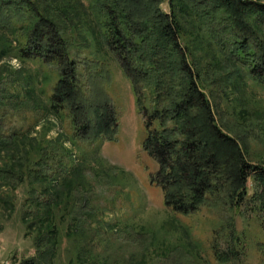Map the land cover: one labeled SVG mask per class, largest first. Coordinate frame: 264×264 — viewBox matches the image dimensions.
<instances>
[{"label":"trees","instance_id":"1","mask_svg":"<svg viewBox=\"0 0 264 264\" xmlns=\"http://www.w3.org/2000/svg\"><path fill=\"white\" fill-rule=\"evenodd\" d=\"M86 1L105 48L129 82L146 131L142 147L157 166L149 181L160 189L164 207L188 217L202 208L241 210L247 203L264 231V165L246 160L238 141L218 124L204 89L206 84L223 89L221 81L231 82L234 74L216 75L221 67L203 58L209 45L220 61L242 62L249 77L264 86V1ZM53 14L37 0H0V59L16 48L13 55L20 60L54 66L48 110L67 112L82 139L113 142L116 113L108 102L88 97ZM14 89L0 67V106L17 99ZM3 129L0 118V206L15 210L20 186L27 185L31 194L23 218L34 233L37 255L21 264H52L58 221L73 212L71 220H79L70 196L83 184L82 170L75 165L73 178L63 176L68 172L55 166L50 140L5 135ZM248 180L254 186L251 196ZM84 225L80 221L76 228ZM259 249L264 260V244ZM232 255L214 251L218 264H234Z\"/></svg>","mask_w":264,"mask_h":264},{"label":"rangeland","instance_id":"2","mask_svg":"<svg viewBox=\"0 0 264 264\" xmlns=\"http://www.w3.org/2000/svg\"><path fill=\"white\" fill-rule=\"evenodd\" d=\"M37 4L53 11L90 100L108 102L118 119L113 142L82 139L67 112L48 110L47 98L57 79L54 66L20 60L13 55L16 48L0 59L18 95L0 106L4 134L50 140L55 166L68 172L63 176L73 178L75 165L82 170L83 184L70 196L79 220H71L73 212L58 221L59 243L52 264H218L214 251L222 255L231 251L234 264H264L259 249L264 231L247 203L241 210L202 208L188 217L164 207L160 189L149 181L157 166L142 147L146 137L142 117L129 82L104 46L88 2L37 0ZM162 9L168 12V5ZM206 46L205 63L215 62L222 69L216 68L215 74H234L231 82L221 81L223 89L204 87L217 122L238 141L247 161L264 165V86L249 77L242 62L220 61L214 48ZM247 188L251 196V180ZM30 195L27 185L20 186L15 210L0 206V264H21L37 255L34 233L23 218ZM80 221L84 228H76Z\"/></svg>","mask_w":264,"mask_h":264}]
</instances>
